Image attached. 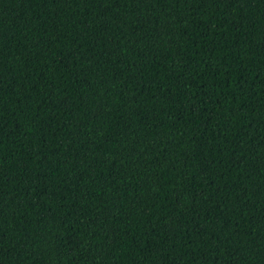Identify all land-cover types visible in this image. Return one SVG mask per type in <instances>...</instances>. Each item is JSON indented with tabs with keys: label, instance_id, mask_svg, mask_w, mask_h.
<instances>
[{
	"label": "trees",
	"instance_id": "trees-1",
	"mask_svg": "<svg viewBox=\"0 0 264 264\" xmlns=\"http://www.w3.org/2000/svg\"><path fill=\"white\" fill-rule=\"evenodd\" d=\"M0 264H264V0H0Z\"/></svg>",
	"mask_w": 264,
	"mask_h": 264
}]
</instances>
